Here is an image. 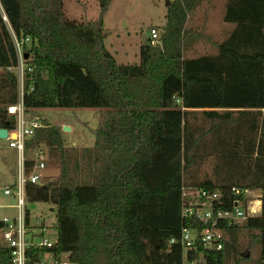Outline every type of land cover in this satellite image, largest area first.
<instances>
[{
  "label": "trees",
  "instance_id": "trees-1",
  "mask_svg": "<svg viewBox=\"0 0 264 264\" xmlns=\"http://www.w3.org/2000/svg\"><path fill=\"white\" fill-rule=\"evenodd\" d=\"M98 1L99 22L78 25L62 18V0H0V129L16 126L8 113L19 103L18 78L10 71L19 65L14 37L31 40L24 45L32 68L24 80L28 113L105 112L94 148L74 152L82 182L69 171L73 156L58 126L45 120L27 143V149L44 143L60 154L62 166L57 180L27 186L30 203L56 207L58 237L53 248H29L27 264L47 253L76 264L199 259L201 244L187 252L181 245L184 226L204 227L182 219V187L184 174L209 157L216 159L217 180L190 187L220 190L222 209L237 199L232 187L259 191L263 202L260 216L227 226L224 249L205 252L210 264L250 261L239 249L241 230L260 247L252 264H264V0H226L223 20L233 30L215 44V54L196 58L184 57L200 39L187 24L205 0H174L160 44L142 46L134 65H119L107 49L102 16L111 0ZM33 165L27 162L28 169ZM0 264H12L10 249L0 246Z\"/></svg>",
  "mask_w": 264,
  "mask_h": 264
},
{
  "label": "rangeland",
  "instance_id": "rangeland-1",
  "mask_svg": "<svg viewBox=\"0 0 264 264\" xmlns=\"http://www.w3.org/2000/svg\"><path fill=\"white\" fill-rule=\"evenodd\" d=\"M172 1L174 0H170V3ZM62 2V18L65 17L78 25H94L101 19L98 0H62ZM225 4L226 0H205L202 6L190 16L187 27L198 32L200 39L185 51V58L215 54L217 52L215 44L224 41L229 36L234 25L229 24L231 26L229 27L224 23ZM167 6V0H111L108 10L102 16L106 33L105 44L119 65L137 61L134 56L139 57V61L135 64L140 63V48L138 47L150 43L152 28L158 29L162 34L166 24ZM29 112L41 118L43 122L45 119L42 117H45L48 120H46L47 123L60 128L64 148L69 150L73 156L69 171L73 177L82 182L85 174L75 169L74 152L77 146H85L87 140L89 142L94 138V131L91 128H99L98 109H42L40 112ZM198 119L202 120V116L198 115ZM63 127H69L70 130L64 131ZM37 147L28 151V157L37 159V149L43 152L40 161L46 165L42 181L44 185L60 177L62 170L60 154L52 155L44 143L39 144V148ZM14 153H17L15 149H10L8 144L0 141V205L3 206L14 204L4 194L6 186H13L16 183L18 162L17 157L12 156ZM215 164L214 157L203 160L184 174V184L190 186L193 182L199 183L206 179L216 181ZM28 207L32 213L33 224L37 226L39 220L43 221L51 237H56V207L44 202L29 203ZM15 215V209H0V220ZM239 239L240 252L247 254L250 258V261L243 264H252L260 255V247L252 241L251 236L245 230L239 232ZM67 257L68 255H63L65 261Z\"/></svg>",
  "mask_w": 264,
  "mask_h": 264
},
{
  "label": "built area",
  "instance_id": "built-area-1",
  "mask_svg": "<svg viewBox=\"0 0 264 264\" xmlns=\"http://www.w3.org/2000/svg\"><path fill=\"white\" fill-rule=\"evenodd\" d=\"M4 21L8 22L3 15ZM150 43L157 45L160 43L161 34L158 29L152 28ZM15 46L19 56V65L10 68L14 72L19 82V103L8 107V113L16 117V126L8 130V136L4 139L9 148L15 149L18 154L17 179L13 186H8L4 190L5 196L10 198L14 204L3 206L2 208L15 209L14 217H4L0 220L3 227L0 229V246L10 249L12 264H27V250L31 247L53 248L58 241V237H51L43 221H38L39 225L32 222V213L28 207L27 186L42 185L44 180V170L46 165L40 161L43 155L41 149H37L36 158H29L27 143L31 141L37 130L45 128L43 120L28 113L23 104L24 99V80L27 71H32L30 66H25L24 45L30 43V38L18 40L14 37ZM180 102V101H178ZM3 140V139H2ZM32 161L34 165L27 168V162ZM232 193L237 196L230 209H222L217 206L221 199L220 190H207L204 188L190 187L185 184L182 187L181 215L186 221H193L204 225L199 227L184 226L181 231V245L187 251L197 250L198 244L203 247V252L199 259L188 264H210L208 255L221 252L224 249L227 226L240 224L249 218L261 215L263 202L261 195L251 190H241L232 187ZM243 196V198H240ZM222 207V204L220 205ZM30 211L31 217L28 220L27 214ZM174 243V240L171 241ZM205 252L208 254L206 255ZM185 263V262H184ZM37 264H76L65 261L63 255L60 260L51 254L41 256Z\"/></svg>",
  "mask_w": 264,
  "mask_h": 264
},
{
  "label": "crops",
  "instance_id": "crops-1",
  "mask_svg": "<svg viewBox=\"0 0 264 264\" xmlns=\"http://www.w3.org/2000/svg\"><path fill=\"white\" fill-rule=\"evenodd\" d=\"M170 2V0H167V2ZM158 2V1H157ZM156 3V2H155ZM168 5V4H167ZM97 22H99V21H97ZM225 23V22H224ZM225 25H228L229 27H231L228 23H225ZM233 30V28L231 29V31ZM138 46V45H137ZM143 45H140L139 47H138V49L140 48L141 49V47H142ZM107 47V46H106ZM114 56V55H113ZM115 57V56H114ZM134 58H135V60H137V61H134V62H128L127 64H124V65H134L136 62H138L139 61V57L138 58H136L135 56H134ZM34 111H38V112H40V111H42V109H39V110H34ZM33 112V111H32ZM30 113V112H29ZM98 113H99V117H100V121H99V125H100V123H101V119H102V116H103V113H105L104 112V110H101V109H98ZM32 116H36V115H34V114H32V113H30ZM38 117V116H37ZM43 119H45V120H47L45 117H42ZM48 121V120H47ZM91 130L92 131H94V138H92L89 142H88V140H87V143H86V145L85 146H77L76 148H77V150L79 149L81 152H82V150H84V149H86V148H94V146H95V142H96V132H97V130L98 129H92L91 128ZM0 141H4L6 144H7V142L5 141V140H2V139H0ZM9 147V146H8ZM11 149V148H10ZM14 150V149H13ZM78 150V151H79ZM13 158H15V157H17V162H18V154L17 153H14L13 155ZM17 168H18V166H17ZM16 179H17V177H16ZM6 187H8V186H6ZM5 187V188H6ZM255 193H257V194H259L260 195V192L259 191H255ZM44 226H45V224H44ZM1 229V228H0Z\"/></svg>",
  "mask_w": 264,
  "mask_h": 264
},
{
  "label": "water",
  "instance_id": "water-1",
  "mask_svg": "<svg viewBox=\"0 0 264 264\" xmlns=\"http://www.w3.org/2000/svg\"><path fill=\"white\" fill-rule=\"evenodd\" d=\"M170 2L168 1L167 2V4H169ZM63 130L64 131H69L70 130V128L69 127H63ZM7 136H8V129H6V128H1L0 129V139H6L7 138ZM3 227V224H2V222L0 221V228H2Z\"/></svg>",
  "mask_w": 264,
  "mask_h": 264
}]
</instances>
